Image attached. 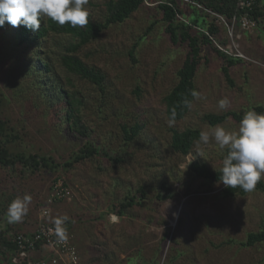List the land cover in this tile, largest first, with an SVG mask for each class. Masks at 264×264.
Listing matches in <instances>:
<instances>
[{
  "label": "rangeland",
  "instance_id": "obj_1",
  "mask_svg": "<svg viewBox=\"0 0 264 264\" xmlns=\"http://www.w3.org/2000/svg\"><path fill=\"white\" fill-rule=\"evenodd\" d=\"M109 1L89 0V16L104 21ZM161 1L166 0H146L78 50L104 74L103 88L60 63L66 46L76 42L70 34L50 33L37 45L20 41V26L0 29V117L7 121V147L13 155L38 154L53 163L0 166V231L15 238L35 230L45 220L44 208L51 213L48 220L69 216L83 264H264V241L246 243L249 233L264 230V188L224 197L222 183L194 176L189 166L198 160L219 169L226 149L214 142L199 149L195 144L183 156L171 147L172 129L214 127L204 120L207 113L243 115L264 106V17L251 15L255 24L244 29L211 11L220 17L200 14L205 25H197L193 7L181 6L182 21L203 32L215 24L218 31L210 38L242 61L230 67L231 83L222 70L224 59L204 48L195 77L202 98L169 126L164 98L178 82L189 46L172 42ZM259 5L264 11V0ZM68 94L82 100L77 116L85 134L68 117ZM223 98L230 101L226 109L218 107ZM239 122L229 118L217 125L236 130ZM137 123L139 134L127 139L123 125ZM87 143L99 152L67 165ZM169 192L171 198L159 197ZM26 193L32 197L27 215L6 223L9 204ZM127 202L131 205L122 206ZM3 252L2 263L9 257Z\"/></svg>",
  "mask_w": 264,
  "mask_h": 264
},
{
  "label": "trees",
  "instance_id": "obj_2",
  "mask_svg": "<svg viewBox=\"0 0 264 264\" xmlns=\"http://www.w3.org/2000/svg\"><path fill=\"white\" fill-rule=\"evenodd\" d=\"M146 0H110L107 2V14L104 21L93 20L89 16V23L87 26L80 28H73L70 24H65L63 26L57 24L50 18H47L46 21L41 22V27L39 30L33 32L27 29L25 26L21 25L19 27L20 31V41H32L35 44H40L46 36L50 33L56 34H70L73 38L76 39V42H71L65 48V53L60 57V63L62 66L69 72L77 77L84 79L90 83L96 84L100 88H103L104 84V74L101 70L97 69L95 66L87 64L77 53L78 50L90 43L91 41L96 40L102 32L107 29L112 24L123 22L128 18L134 11L138 10L142 5L145 4ZM200 5L199 7L195 3H185L183 0H166L161 1L158 4V7L163 12V19L167 22V32L173 43L177 44L178 42H187L189 46V51L187 56L178 70V82L171 89V91L165 96L164 102L166 104V114L168 119L171 116V110L176 109L177 116L175 121H179L187 115L189 107L186 106L185 100L189 101L191 104L195 99L191 93L193 90L197 91L195 85V77L197 74L198 66L204 58V48L211 47L214 49L217 54L224 59L225 65L222 70L226 78L233 83L230 76V67L235 65L238 62H241L242 59L238 57H233L227 55V50L221 49L217 44L213 42L210 38L211 33L216 34L218 28L215 24L211 23L207 31H199L197 28L193 27L194 25L186 24L181 20L180 14L183 13L181 6L189 5L193 7L192 22L199 25H205L202 18H199L200 14L207 19L210 18V13L205 10L208 8L214 12L223 14L227 16L229 22L232 24L233 16H240L243 13L248 12L256 20H260L261 17H264V11L259 5L261 0H254V4L250 7H244L242 5L243 0H191ZM183 2V3H182ZM7 22L0 29H4L7 26ZM46 69H48V64L46 63ZM71 98V100H70ZM68 104L71 106L70 113L68 117L74 119V125L76 131L81 134L86 133V127L81 122L78 113H80V104L82 100L76 98V96L71 97L68 94ZM257 113H264V106L258 105L254 108ZM243 115L239 114L236 111H227L221 114L207 113L204 115V120L208 124L215 126L219 123L224 122L229 118L240 121ZM125 136L127 139L132 140L136 135L139 134L141 126L137 123L131 127L123 125ZM199 128H186L184 130L172 129V140L171 147L176 153H180L183 156H187L191 153L195 141L199 138L200 133ZM7 137V121L0 117V166L3 167H12L14 169H21L22 167H39L44 165L46 167H52L53 163L45 157H41L38 154L26 155L23 153H18L13 155L8 147L5 140ZM99 150L95 148L92 144L87 143L81 150L80 154L74 158L72 162H67V165H73L74 162L84 160L86 158L94 156L98 153ZM106 155V153H104ZM227 154V149L225 154ZM190 172L199 178H205L212 182H218L219 173L212 169L206 162H201L198 160L192 161L189 166ZM259 189L264 188L263 179L257 184ZM169 189L168 187H166ZM165 196L159 195L163 200H167L172 197L171 192ZM248 192H244L240 188L231 189L224 187L221 190V194L224 197H233L237 195H244ZM131 202L122 203V206H130ZM68 231H70L69 225L67 224ZM30 232V231H27ZM26 233V231L18 232V234ZM264 241V230L258 232H251L248 234L246 243L248 245H253L257 242ZM6 247V249H5ZM4 251L3 254L9 255L8 264H13L11 261L12 256L17 251V246L14 241V238L11 236L5 235L4 232L0 231V251ZM7 251V253H6ZM3 260V257H2ZM4 261V260H3ZM2 263L0 260V264Z\"/></svg>",
  "mask_w": 264,
  "mask_h": 264
},
{
  "label": "clouds",
  "instance_id": "obj_3",
  "mask_svg": "<svg viewBox=\"0 0 264 264\" xmlns=\"http://www.w3.org/2000/svg\"><path fill=\"white\" fill-rule=\"evenodd\" d=\"M88 3L89 0H0V27L7 22L13 27L23 25L35 32L41 27V19L47 17L61 26L70 24L73 28H83L89 23ZM191 95L196 99L202 98L195 90ZM185 104L191 108L189 101L185 100ZM229 104L230 101L223 98L219 100L218 107L226 109ZM176 116V109L173 108L168 119L169 126L174 124ZM211 142L218 145L220 150L227 149L222 166L219 169L214 166L219 173L218 183L231 189L252 192L264 178V113L246 111L236 130H228L220 125L201 130L195 144L199 149L201 144ZM198 154L205 158L203 152ZM31 200V195L27 193L15 198L8 206L6 223L20 222L27 215ZM69 219V216L63 215L52 220L54 234L61 242L68 239L65 224Z\"/></svg>",
  "mask_w": 264,
  "mask_h": 264
},
{
  "label": "built area",
  "instance_id": "obj_4",
  "mask_svg": "<svg viewBox=\"0 0 264 264\" xmlns=\"http://www.w3.org/2000/svg\"><path fill=\"white\" fill-rule=\"evenodd\" d=\"M185 3H195L199 7L202 5L191 0H183ZM252 0H243L244 7L252 6ZM210 16H218L212 10L205 8ZM213 13V14H212ZM251 15L246 12L240 16L234 15L232 25L238 22L244 29H249L255 24L252 21ZM230 23V22H229ZM57 191L56 194L69 195L70 192ZM52 201V200H51ZM42 216L45 220L41 221L35 230L26 232L25 234H18L15 236L14 241L17 246L16 253L12 256L11 261L13 264H83L76 247L73 235L68 231L67 222L65 224L68 239L66 242H61L54 234V225L50 219L51 213L47 209H42ZM52 229V231H49ZM48 252V253H47Z\"/></svg>",
  "mask_w": 264,
  "mask_h": 264
},
{
  "label": "crops",
  "instance_id": "obj_5",
  "mask_svg": "<svg viewBox=\"0 0 264 264\" xmlns=\"http://www.w3.org/2000/svg\"><path fill=\"white\" fill-rule=\"evenodd\" d=\"M43 221V220H42ZM48 253V252H47Z\"/></svg>",
  "mask_w": 264,
  "mask_h": 264
}]
</instances>
